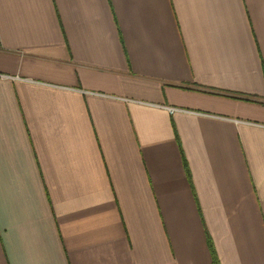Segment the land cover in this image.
Instances as JSON below:
<instances>
[{
	"label": "crops",
	"instance_id": "crops-1",
	"mask_svg": "<svg viewBox=\"0 0 264 264\" xmlns=\"http://www.w3.org/2000/svg\"><path fill=\"white\" fill-rule=\"evenodd\" d=\"M0 38V264H264V0H0Z\"/></svg>",
	"mask_w": 264,
	"mask_h": 264
},
{
	"label": "built area",
	"instance_id": "built-area-1",
	"mask_svg": "<svg viewBox=\"0 0 264 264\" xmlns=\"http://www.w3.org/2000/svg\"><path fill=\"white\" fill-rule=\"evenodd\" d=\"M0 45H1V38H0ZM169 110H170V112H174L175 110H176V108H173V107H169Z\"/></svg>",
	"mask_w": 264,
	"mask_h": 264
},
{
	"label": "trees",
	"instance_id": "trees-1",
	"mask_svg": "<svg viewBox=\"0 0 264 264\" xmlns=\"http://www.w3.org/2000/svg\"><path fill=\"white\" fill-rule=\"evenodd\" d=\"M214 255H215V253H214ZM215 262H216V264H219V262H217V260H215Z\"/></svg>",
	"mask_w": 264,
	"mask_h": 264
}]
</instances>
